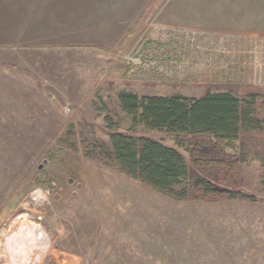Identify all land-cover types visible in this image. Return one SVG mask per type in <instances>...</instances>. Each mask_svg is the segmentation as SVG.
Here are the masks:
<instances>
[{
	"label": "rangeland",
	"instance_id": "374dc122",
	"mask_svg": "<svg viewBox=\"0 0 264 264\" xmlns=\"http://www.w3.org/2000/svg\"><path fill=\"white\" fill-rule=\"evenodd\" d=\"M122 91L264 95V0H0V264H264V133L179 148L130 132ZM102 108L260 202H177L86 158Z\"/></svg>",
	"mask_w": 264,
	"mask_h": 264
},
{
	"label": "trees",
	"instance_id": "16d2710c",
	"mask_svg": "<svg viewBox=\"0 0 264 264\" xmlns=\"http://www.w3.org/2000/svg\"><path fill=\"white\" fill-rule=\"evenodd\" d=\"M117 98L121 112L130 121V132L141 127L162 132L179 148H187L190 139L196 136L231 147L248 135L264 133V95L259 93L239 96L229 91L206 92L191 98L139 96L122 91ZM102 112L110 131L109 143L91 140L84 150L86 158L177 202L221 199L260 202L243 191L222 190L204 178H193L186 159L176 148L120 132L108 109L102 108Z\"/></svg>",
	"mask_w": 264,
	"mask_h": 264
},
{
	"label": "built area",
	"instance_id": "2783aa9c",
	"mask_svg": "<svg viewBox=\"0 0 264 264\" xmlns=\"http://www.w3.org/2000/svg\"><path fill=\"white\" fill-rule=\"evenodd\" d=\"M126 58H127L128 62L135 65V67L137 65H141V61L138 57L136 58L135 56L134 57L126 56ZM152 65L156 66V64H152ZM144 67H146V65ZM135 70H136V68L132 71V73H134ZM63 110H64V113H66V114H69L71 112V109L69 107H64Z\"/></svg>",
	"mask_w": 264,
	"mask_h": 264
}]
</instances>
